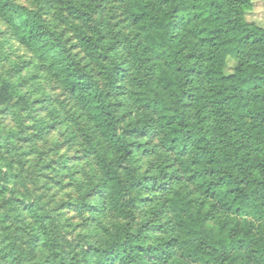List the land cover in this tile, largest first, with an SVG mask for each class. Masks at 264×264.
<instances>
[{"label": "trees", "instance_id": "1", "mask_svg": "<svg viewBox=\"0 0 264 264\" xmlns=\"http://www.w3.org/2000/svg\"><path fill=\"white\" fill-rule=\"evenodd\" d=\"M122 1L130 2V14L150 42L143 51L130 42L128 48L138 57L151 93L146 100L154 129L163 149L174 155L178 175L186 177V190L176 185L173 196L159 201L166 221L142 218L133 224L144 186L165 180L143 175L132 162L145 127L140 118L134 125L122 124L114 100L121 70L100 43L102 34L80 32L81 45L92 57L111 61L99 66L98 78L39 10L0 0V20L38 66L66 88L96 132L86 140L99 179L78 208L123 219L103 245L65 249L61 213L16 197L12 184L18 176L4 169L0 156V209L7 208L0 212V261L264 264V26L247 20L253 0ZM72 11L90 18L89 11ZM229 58L234 59L230 74ZM18 93L19 85L6 81L0 104ZM7 195L14 197L6 201ZM24 229L33 232L26 247L19 240ZM39 247L48 251L43 260Z\"/></svg>", "mask_w": 264, "mask_h": 264}, {"label": "rangeland", "instance_id": "2", "mask_svg": "<svg viewBox=\"0 0 264 264\" xmlns=\"http://www.w3.org/2000/svg\"><path fill=\"white\" fill-rule=\"evenodd\" d=\"M12 1L39 10L52 27L63 33L73 52L98 78H101L99 66L111 61L103 56L99 60L92 57L81 45L80 32L96 38L102 34L100 43L116 60L121 70L114 100L119 103L117 113L122 124L124 127L134 125L140 118L141 125L145 127L142 135L137 138L140 144L132 162L143 175L158 174L166 183L144 186L145 190L139 196L141 202L135 209L133 224L136 225L142 218L154 219L155 224L166 221L167 216L159 212V201L164 196H173L176 185H181L185 191L186 177L178 175L174 155L161 146L160 137L154 129L155 123L148 112L150 110L146 97L151 93L138 67V57L132 55L131 51H134L128 48V42L133 47H142L141 51L147 49L150 42L144 35L146 32L141 28V23H136L131 16L130 2ZM72 7L89 11L90 18L81 19L72 11ZM246 17L249 22L264 26V0H253L246 10ZM156 61L154 56L150 63L154 64ZM233 66L234 59L229 58L228 74L232 73ZM6 81L19 85V93L0 104V156L4 169H10L18 176L12 184L15 196L37 201L45 209L49 207L53 213H61V236L62 241L66 240L65 249L79 243L88 250L89 243L94 246L103 245L123 219L113 214L94 216L78 208L83 200H89L88 193L99 179L98 165L87 152L86 140L87 136L95 135L96 132L90 129L88 118L66 88L38 66L27 47L13 37L0 20V87ZM10 197L14 195H7L6 201ZM0 204H3L1 197ZM6 209L2 208L0 212L4 213ZM22 231L24 235L19 240L26 247L33 232L25 229ZM36 253L38 259L43 260L48 251L39 247ZM0 264L9 263L0 261Z\"/></svg>", "mask_w": 264, "mask_h": 264}]
</instances>
